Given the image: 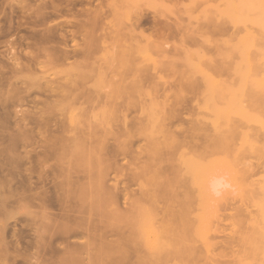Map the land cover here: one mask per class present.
Here are the masks:
<instances>
[{
	"label": "rangeland",
	"instance_id": "374dc122",
	"mask_svg": "<svg viewBox=\"0 0 264 264\" xmlns=\"http://www.w3.org/2000/svg\"><path fill=\"white\" fill-rule=\"evenodd\" d=\"M192 3L0 0V264H144L158 227L192 231L196 264L242 257L264 185V31L254 10ZM202 70L231 86L214 105ZM177 171L175 196L150 182ZM209 175L223 184L203 199Z\"/></svg>",
	"mask_w": 264,
	"mask_h": 264
},
{
	"label": "bare ground",
	"instance_id": "6f19581e",
	"mask_svg": "<svg viewBox=\"0 0 264 264\" xmlns=\"http://www.w3.org/2000/svg\"><path fill=\"white\" fill-rule=\"evenodd\" d=\"M189 1V0H188ZM193 3L195 1H197V3H202L203 4L206 2L207 3V0H191ZM224 4H227V5H224V8H222V12L223 13H228L230 10H232V12H237V13H243V11L245 10H254L257 12V14L259 15L257 19H255V23L261 28L262 31H264V0H221ZM172 2H177V0H172ZM192 3V4H193ZM200 3V4H201ZM175 4V3H173ZM185 5V4H184ZM183 5V6H184ZM230 5V6H229ZM182 19V17H181ZM152 22V21H151ZM138 23V22H137ZM156 23V22H155ZM181 23V22H180ZM135 24V23H134ZM178 24V23H175V25ZM158 25V24H157ZM181 25V24H180ZM137 26V25H136ZM179 26V24L177 25V27ZM142 27V26H141ZM159 27V26H158ZM180 28V27H179ZM178 28V30H179ZM170 29V28H169ZM198 29V28H197ZM199 30V29H198ZM199 33V31H198ZM146 34V33H145ZM157 34V33H156ZM144 35V34H143ZM110 36V35H109ZM133 37V36H132ZM144 37V36H142ZM115 38V37H114ZM153 39V38H152ZM128 40V39H127ZM182 41V40H181ZM111 42V41H110ZM151 43H154V42H151ZM157 43V42H155ZM155 43H154V46H155ZM179 43V42H178ZM136 44V43H135ZM180 44V43H179ZM98 45V44H97ZM113 45V44H112ZM138 45V44H137ZM136 45V48L138 47ZM145 45V44H144ZM142 45V46H144ZM147 45V44H146ZM157 45V44H156ZM159 45V44H158ZM149 46V44H148ZM153 46V47H154ZM161 47V45L159 46ZM167 47V46H166ZM142 49H147L149 47H146L143 48L141 47ZM186 43L179 45V46H176L175 45V49L178 51V50H183L185 51L186 53H188L185 49H186ZM146 49L144 50L145 52ZM136 50V49H135ZM138 50H139V47H138ZM156 50V49H155ZM121 51V50H120ZM137 51V50H136ZM141 51V49H140ZM139 51V52H140ZM159 51V50H158ZM73 52V51H72ZM132 52V51H131ZM176 52V51H175ZM70 53V51H69ZM76 53V52H75ZM83 53V52H82ZM137 53V52H136ZM144 53V52H143ZM164 53V52H163ZM182 53V52H181ZM119 54V53H118ZM63 55V54H62ZM189 55V54H187ZM83 56V55H82ZM70 57V56H68ZM81 57V56H80ZM86 57V56H85ZM84 57V58H85ZM35 58V57H34ZM117 58V57H116ZM185 58V57H184ZM65 59V58H64ZM129 59V58H128ZM188 59V58H187ZM62 60V59H61ZM124 60V59H123ZM189 61V60H188ZM31 62V61H30ZM171 63V62H170ZM191 63L189 62V65ZM193 64H191L192 66ZM195 65V64H194ZM193 65V66H194ZM208 66V65H207ZM222 66V65H221ZM225 66V65H223ZM190 68V67H189ZM222 69V68H221ZM226 69V68H225ZM186 70V69H185ZM191 70V69H190ZM201 69H199L198 71H200ZM136 71V70H135ZM188 72V71H187ZM201 75H202V80H200L201 82H203L202 84H205L204 86L206 87L207 91H208V96L211 97V100L208 101L212 103V105L216 104L215 102H218L217 100L215 101V99H213V95L217 94V97L218 95L222 96L224 95V92L225 90H227V88L230 86V85H227V83H229L228 81L224 80V79H220L219 77L216 76V72H209V70H202L201 72ZM190 74V73H189ZM192 74V72H191ZM224 74V73H223ZM196 75V74H195ZM192 75H190L189 77H191ZM188 77V76H187ZM124 81V80H123ZM230 81V80H229ZM255 82L257 83V80H255ZM259 82V80H258ZM255 83V84H256ZM232 84V83H231ZM261 84V83H259ZM60 87H61V84H59ZM75 85V84H73ZM67 86V85H66ZM80 86V85H79ZM122 86V85H121ZM233 86V85H232ZM73 87V86H72ZM76 87V86H75ZM231 87V86H230ZM235 86H233L234 88ZM62 88H65V87H62ZM59 89V88H58ZM77 89V88H76ZM230 89V88H229ZM83 90V89H82ZM68 91V90H67ZM157 91V90H156ZM233 92V90H230V92ZM62 92V91H61ZM65 92V91H63ZM144 92V91H143ZM148 92V91H147ZM216 92V93H215ZM75 93V92H74ZM77 93V92H76ZM80 93V92H79ZM82 93V92H81ZM85 93V92H84ZM87 93V92H86ZM69 94V93H68ZM67 94V95H68ZM146 94V93H145ZM227 94V93H226ZM235 94V93H234ZM71 95V94H70ZM74 95V94H73ZM84 95V94H83ZM236 95V94H235ZM76 96V94H75ZM79 96V95H78ZM69 97V96H68ZM88 97V95H87ZM67 99V98H66ZM83 99V98H81ZM85 99V98H84ZM78 100V99H77ZM220 100V99H218ZM74 101V100H73ZM76 101V100H75ZM231 102V101H230ZM227 103V102H226ZM231 104V103H230ZM230 104H227L229 105L228 107H231ZM233 108V107H232ZM236 109V108H235ZM215 110H216V113L218 115V117H224L226 115V112L225 111H222V109L218 108L216 109V107H214L213 109V112L215 113ZM237 111V110H236ZM238 113H240L238 111ZM169 114V113H168ZM204 131V130H203ZM223 133V132H222ZM220 135V134H219ZM169 136V135H168ZM207 136V135H206ZM221 142V141H219ZM218 142V143H219ZM171 144V143H170ZM224 144V143H223ZM196 145V144H195ZM222 145V143H221ZM207 151V150H206ZM182 153V152H181ZM180 156V155H179ZM188 157V156H187ZM209 157V156H208ZM182 159H185L182 157ZM189 160V159H188ZM203 163V162H202ZM208 165V164H207ZM152 167V166H151ZM154 167V166H153ZM202 167V166H201ZM179 168V167H178ZM204 168V167H202ZM206 168V167H205ZM212 168V167H211ZM161 170V169H160ZM200 171V170H199ZM210 172H212L211 170H209ZM202 172V171H200ZM208 172V171H206ZM209 172V173H210ZM145 173V172H144ZM161 173V172H159ZM208 173V174H209ZM214 173V172H213ZM157 176L154 177L153 179H150V182H152L153 184H156L158 185L159 184V188L161 189V191H164L167 192V193H172L175 195H177V190H178V187L176 184H178L179 180L181 181L180 179V173L179 171L175 172V175L173 178V176H171L172 178H167L168 176L166 175L165 177V174L162 172V174H164L162 177L161 174H158L156 173ZM178 174V176H177ZM205 175H207L206 173H204ZM213 175V174H212ZM211 175V176H212ZM210 176V175H209ZM208 176V177H209ZM207 177V180L203 183L205 184L206 186L204 187V190H203V196L204 198L203 199H207L211 194H219V187L221 186L222 187V181H221V178L222 177ZM203 177V176H202ZM197 178V177H196ZM145 179V178H144ZM160 179V180H159ZM205 179V178H204ZM152 180V181H151ZM177 180V181H176ZM149 182V183H150ZM224 182V181H223ZM151 183V184H152ZM202 184V185H203ZM149 185V184H148ZM155 185V188L149 192V196L150 198H153V197H156V190L159 189L158 187H156ZM181 186V185H180ZM204 186V185H203ZM92 187V186H91ZM257 187V186H256ZM258 189V188H257ZM149 191V190H148ZM155 191V193L153 192ZM161 191H157V193L161 192ZM253 191V190H252ZM250 192H251V189H250ZM166 193V194H167ZM181 194V193H180ZM255 194V192H254ZM249 195V193H248ZM253 195V194H252ZM146 196V195H145ZM159 196V195H158ZM105 197V196H104ZM162 197V196H161ZM165 197V196H164ZM249 197V196H248ZM251 197V196H250ZM157 199V198H156ZM176 199V198H175ZM41 201V200H40ZM94 201V200H93ZM164 201V200H163ZM174 201V200H173ZM176 201V200H175ZM174 201V202H175ZM160 202V200H159ZM171 202V201H170ZM173 202V203H174ZM186 202V201H185ZM256 205V208H257V214H258V217L257 218H250L247 222L248 224V228L247 231L240 233L239 235V238H240V241L239 243L240 246L242 247V252H241V256L238 255L239 257H236L234 258L233 260L235 261H232V262H229L227 264H264V185H262L260 187V191H259V196H258V199H254L253 201ZM176 203L177 201L174 203L175 206H176ZM179 204V203H178ZM39 206V205H38ZM47 206V205H46ZM157 206V205H156ZM172 206V205H171ZM174 207V206H173ZM40 208V207H39ZM47 208V207H45ZM168 208V207H167ZM183 208V207H182ZM145 209V208H144ZM143 209V211H144ZM63 210V209H62ZM138 210V209H137ZM142 211V207L141 209H139ZM167 210V209H166ZM172 211H176V209L172 208L171 209ZM179 210V209H178ZM184 210V209H183ZM68 211V210H67ZM193 211V210H192ZM41 212V211H40ZM44 212V210L42 211ZM52 212V211H50ZM140 212V211H139ZM161 212V211H160ZM167 212H170L169 210ZM142 213V212H141ZM46 214V212H45ZM64 214V213H63ZM68 214V213H67ZM167 214V213H166ZM44 215V214H43ZM51 215V214H50ZM60 215V214H59ZM66 215V214H65ZM47 216V215H46ZM46 216H44V218H46ZM49 216V215H48ZM52 216V215H51ZM72 216V215H71ZM182 216V215H181ZM55 217V216H54ZM67 217V216H66ZM120 217V216H119ZM240 217V216H239ZM49 218V217H48ZM157 218V217H156ZM164 218V217H163ZM236 218V217H235ZM242 218V217H241ZM56 219V218H55ZM59 219V218H58ZM64 219V218H62ZM160 219V218H159ZM240 219V218H239ZM46 220V219H44ZM49 220V219H48ZM184 220V219H182ZM173 221V220H172ZM178 221V220H177ZM186 221V220H185ZM234 221V220H233ZM51 222V221H50ZM61 222V221H60ZM189 222V221H188ZM62 223V222H61ZM180 223V222H179ZM182 223V222H181ZM184 224V223H183ZM37 225V224H36ZM182 225V224H181ZM53 226V225H52ZM55 226V224H54ZM190 226V225H189ZM192 226V225H191ZM195 226V225H193ZM193 226H192V230H193ZM243 226V225H242ZM38 227V226H37ZM58 227V226H57ZM56 227V228H57ZM244 227V226H243ZM46 228V227H45ZM47 229V228H46ZM139 229V228H138ZM172 229V228H171ZM175 229V228H173ZM168 230V229H165L162 227L159 228L158 227V230L154 231L155 232V235L156 237L154 236L155 240H156V243L158 242V240H160V242L163 244V245H158L156 246L155 244L152 246H150L148 248V256L145 258V261H144V264H196L193 259L197 262L200 258H199V255L198 253L196 252L195 248L192 246V240H191V232L190 230L188 229H180V230ZM43 230V229H42ZM38 231V230H37ZM48 231V230H47ZM56 231V230H55ZM202 231V230H201ZM140 232V231H139ZM170 232V233H169ZM205 233V232H204ZM203 233V234H204ZM202 234V233H201ZM138 235V234H137ZM154 235V234H153ZM158 235V236H157ZM164 235V237H163ZM237 236V235H236ZM40 237V236H39ZM238 237V236H237ZM170 238V240H169ZM206 239V238H205ZM129 242V241H128ZM135 242V241H134ZM115 247V246H114ZM206 249L208 250V247H209V244L206 245ZM117 253V252H116ZM197 253V254H195ZM174 256V260L171 261L169 260V257H173ZM195 258H194V257ZM165 257V259H164ZM168 257V258H167ZM177 257V258H176ZM184 257H188L189 260H186ZM75 258V257H74ZM79 258V257H78ZM115 258V257H114ZM169 261H167V259ZM191 258V259H190ZM45 259V258H44ZM140 259V258H139ZM143 259V258H142ZM113 260V259H111ZM14 261V260H13ZM79 261V260H78ZM140 261V260H139ZM200 261V260H199ZM198 261V262H199ZM231 261V260H230ZM135 262V261H134ZM137 262V261H136ZM17 263V262H16ZM140 264V263H139ZM199 264V263H197ZM201 264V263H200ZM206 264V263H205ZM209 264H217V263H209ZM221 264V263H219ZM223 264V263H222ZM226 264V263H225Z\"/></svg>",
	"mask_w": 264,
	"mask_h": 264
}]
</instances>
